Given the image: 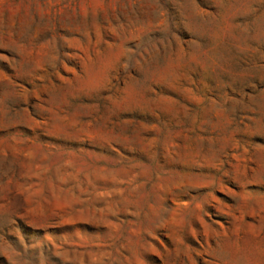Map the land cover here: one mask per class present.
I'll return each instance as SVG.
<instances>
[{
  "label": "rangeland",
  "instance_id": "obj_1",
  "mask_svg": "<svg viewBox=\"0 0 264 264\" xmlns=\"http://www.w3.org/2000/svg\"><path fill=\"white\" fill-rule=\"evenodd\" d=\"M0 264H264V0H0Z\"/></svg>",
  "mask_w": 264,
  "mask_h": 264
}]
</instances>
